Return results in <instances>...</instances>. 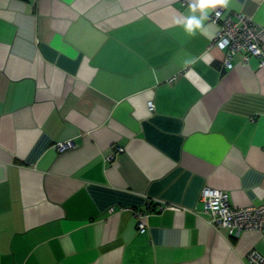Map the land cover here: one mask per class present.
Masks as SVG:
<instances>
[{
	"label": "crops",
	"instance_id": "0c3cea01",
	"mask_svg": "<svg viewBox=\"0 0 264 264\" xmlns=\"http://www.w3.org/2000/svg\"><path fill=\"white\" fill-rule=\"evenodd\" d=\"M194 3L0 0V264L264 254L259 232L230 236L200 203L210 187L234 207L264 205V67L237 55L227 68L210 21L224 8L264 28V0L203 14Z\"/></svg>",
	"mask_w": 264,
	"mask_h": 264
},
{
	"label": "built area",
	"instance_id": "2783aa9c",
	"mask_svg": "<svg viewBox=\"0 0 264 264\" xmlns=\"http://www.w3.org/2000/svg\"><path fill=\"white\" fill-rule=\"evenodd\" d=\"M210 21L217 26L216 35L212 46L226 53L224 63L227 68L233 67L232 60L241 55L242 62L247 63L251 58L260 60V68L264 67L263 38L264 28L253 22V20L239 13L226 12L224 8L217 9L210 17ZM148 109L153 111L154 105L148 103ZM73 141L58 143L56 149L66 152L75 148ZM124 152V149L115 147L110 149L106 155L108 165L114 160L117 154ZM201 207L209 214V224L216 229L225 230L230 236L239 237L248 231H257L261 234L264 243V205L234 207L231 205L229 194L220 189L206 187L201 193ZM136 226L140 233L146 232V213L136 212ZM250 264H264V254L252 249L247 254Z\"/></svg>",
	"mask_w": 264,
	"mask_h": 264
},
{
	"label": "clouds",
	"instance_id": "9594fccd",
	"mask_svg": "<svg viewBox=\"0 0 264 264\" xmlns=\"http://www.w3.org/2000/svg\"><path fill=\"white\" fill-rule=\"evenodd\" d=\"M227 2L228 0H195V3L190 5V9L193 13L199 10L203 14L206 10L215 9L216 7H225ZM203 18V15H201L200 19H197L195 16L187 18L186 22H184L186 31L192 33L195 29H201V21ZM177 23H181V21H177Z\"/></svg>",
	"mask_w": 264,
	"mask_h": 264
}]
</instances>
